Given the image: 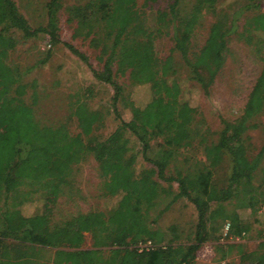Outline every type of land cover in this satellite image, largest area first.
Wrapping results in <instances>:
<instances>
[{"label":"trees","instance_id":"obj_1","mask_svg":"<svg viewBox=\"0 0 264 264\" xmlns=\"http://www.w3.org/2000/svg\"><path fill=\"white\" fill-rule=\"evenodd\" d=\"M154 1L143 0L142 4ZM215 2L194 0L192 11L179 14V0H171L166 11L154 13L151 29L136 0H84L63 8V21L72 25L71 37L84 36L98 49L101 68L91 73L112 87V107L117 100L123 102L116 77L126 76L131 85H146L148 90L142 106L126 102L130 113L127 121L119 119L113 132L95 139L91 133L102 115L81 100L71 110L79 129L75 134L63 123L47 125L35 119V82L22 80L32 67L45 62L47 53L31 66L7 61L16 43L8 34L11 29L24 41L42 33L49 44L59 42L61 1L47 0L44 25L31 27L13 0H0V264H195L197 250L207 241H213L217 255L214 264H219L233 247L238 248L241 241L221 242V232L215 235L225 223L232 239H243L247 234L248 226L225 209L229 202L251 213L264 203V167H259L264 142L249 156L242 137L247 128L255 126L251 119L264 110V52L261 40L252 37L264 34V12L247 16L238 33L237 20L243 11L260 8L264 0H243L242 8L230 14L216 12ZM202 9H209L214 20L202 46L190 52L189 39ZM149 30L170 32L172 50L178 52L187 77L205 95L223 64L227 39L232 34L251 44L261 62L240 115L233 121L221 120L217 139L207 149V162L196 160L183 172L175 170L173 176L164 170L178 149L190 144L196 130L190 127L191 114L183 108L179 84L170 75L174 72L170 56H155ZM105 40L108 45L102 43ZM65 47L86 63L82 53L68 43ZM27 88L31 90L29 102L23 98ZM126 132L134 136L142 158L150 164L136 174ZM151 138L159 141L152 154L148 144ZM85 154L96 162L103 193L115 197V202L103 214L79 213L51 224V207L69 183L72 166ZM226 159L228 172L224 184L218 185L213 173ZM257 171L261 176L254 183ZM179 198L187 200L195 211V222L184 241L179 240L174 223L164 229L151 226ZM32 199L40 202V208L23 215L19 206ZM84 233L90 234V248H80ZM257 236L255 248L240 252L238 264H264V224ZM146 241L151 247L139 249L138 244ZM48 249L53 250L50 261L40 262L38 253Z\"/></svg>","mask_w":264,"mask_h":264},{"label":"rangeland","instance_id":"obj_2","mask_svg":"<svg viewBox=\"0 0 264 264\" xmlns=\"http://www.w3.org/2000/svg\"><path fill=\"white\" fill-rule=\"evenodd\" d=\"M18 11L26 19L31 27L44 25L45 12L44 3L47 0H13ZM62 9L59 17V42L49 44L47 38L42 34L36 37L22 40L17 31L11 29L8 34L16 41L14 48L8 52L7 61L15 63L20 67L31 66L46 53L48 58L44 63L34 66L24 75L23 82H35L37 93L36 104L33 106L35 119L41 124L57 125L65 124L68 131L75 134L79 131L75 118L71 115L74 104L81 100L90 110L99 111L102 120L98 127L92 131V137L103 139L116 128L119 119L127 121L130 118L129 106L126 102L142 106L148 99L146 85H131L126 78L116 77L115 80L122 86L123 102L116 101L114 107L111 105L113 95L112 87L96 80L91 70H99L100 63L97 60L98 49L89 44V39L84 36L71 37L72 25H67L64 21L63 8L72 4H80L84 0H60ZM171 0H155L153 3L143 5V0H136V7L141 10L147 18V25L151 29L153 25V15L156 11H166ZM194 0H179L178 9L180 13L192 11ZM243 0H216L215 10L224 11L228 14L241 9ZM264 12V3L257 9L245 10L237 20V33L241 30L242 21L255 12ZM214 20V15L209 9H202L196 18V23L192 29L189 39V51H197L203 44L210 24ZM153 35V50L155 56L160 59L170 56L171 68L174 70L171 77L180 87V99L183 100V108L191 114V129H195V135L190 144L178 149L174 159L168 164L164 172L166 175H175V170L183 172L191 163L196 160L207 162L206 152L217 139L222 127L221 120L233 121L237 118L246 101L248 92L261 68L258 55L254 52L252 45L245 42L236 33L227 39V47L224 53V61L221 68L215 75L208 94L205 95L199 85L189 79L186 67L184 66L178 52L172 50V39L170 32H157L149 30ZM253 40H261V50L264 52V34H252ZM108 45V41L102 43ZM65 43L70 44L86 57V63L81 61L75 54L65 47ZM49 44V46H47ZM101 46V43H98ZM31 90L27 88L24 100L30 101ZM251 121L254 127L247 128L242 137H245L248 155L252 156L264 142V110L254 116ZM129 139L130 150L134 153V173L150 166L139 151V145L130 133H124ZM157 138H151L148 142L149 152L153 153L158 145ZM208 156V155H207ZM226 161L221 162L214 170L213 178L218 185H223L228 165ZM264 167V156L259 164ZM261 172L257 171L254 183L260 180ZM163 185V184H162ZM173 183V187H174ZM166 198L163 199L160 208ZM115 197H108L102 191V178L98 175L95 160L90 154H85L82 159L72 166L69 183L62 187L51 207L50 223L57 224L71 216L79 213L95 212L103 214L114 204ZM40 208V202L32 199L19 206L23 215ZM227 212L235 213L241 221L248 226L247 234L241 241L238 248L233 247L224 260L219 264H238L240 252L247 253L255 248L260 227L264 224V203H261L251 213L246 208H237L234 202L225 205ZM155 210L149 212V218L154 216ZM233 215V216H235ZM195 222V211L193 206L185 199L179 198L168 210H166L152 228L164 229L167 225L176 224L179 232V240L184 241V237L192 230ZM234 222V221H233ZM220 230L215 236H219ZM220 239H218L219 241ZM236 241V240H235ZM222 242V241H221ZM237 242V241H236ZM91 247L89 233L83 234L80 248ZM240 249V250H238ZM52 249L42 250L38 253L39 261H50ZM217 255H214L213 241H207L200 246L196 252L195 264L217 263ZM250 264V263H245Z\"/></svg>","mask_w":264,"mask_h":264},{"label":"built area","instance_id":"obj_3","mask_svg":"<svg viewBox=\"0 0 264 264\" xmlns=\"http://www.w3.org/2000/svg\"><path fill=\"white\" fill-rule=\"evenodd\" d=\"M47 46H49V44H47ZM228 229H229V224L228 223H225L223 226H222V229H221V234H220V241H224V240H237L238 237H234L232 239V236L228 235ZM226 238V239H224ZM138 247L139 249L141 248H144V249H147L148 247H151V244L149 241H146L142 244H138Z\"/></svg>","mask_w":264,"mask_h":264}]
</instances>
